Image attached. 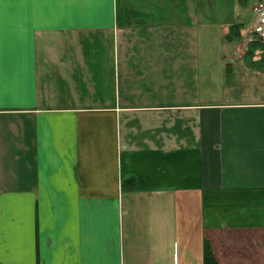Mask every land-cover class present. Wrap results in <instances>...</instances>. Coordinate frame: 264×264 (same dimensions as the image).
I'll return each mask as SVG.
<instances>
[{
	"label": "crops",
	"instance_id": "1",
	"mask_svg": "<svg viewBox=\"0 0 264 264\" xmlns=\"http://www.w3.org/2000/svg\"><path fill=\"white\" fill-rule=\"evenodd\" d=\"M194 1L0 0V264H264V96L199 102Z\"/></svg>",
	"mask_w": 264,
	"mask_h": 264
},
{
	"label": "rangeland",
	"instance_id": "2",
	"mask_svg": "<svg viewBox=\"0 0 264 264\" xmlns=\"http://www.w3.org/2000/svg\"><path fill=\"white\" fill-rule=\"evenodd\" d=\"M256 1H194L195 23L191 24V28L195 35V79L200 103L236 102L264 96V76L257 75V67L241 59L249 47L248 31L255 24L252 6ZM227 23L229 26L239 24L240 30L248 35L239 34V37L232 38L230 28L228 35L222 36L221 28L227 27ZM184 41L190 43L191 38L187 40L185 37ZM260 50L254 52L255 58L260 56ZM238 61L242 62L240 69Z\"/></svg>",
	"mask_w": 264,
	"mask_h": 264
},
{
	"label": "built area",
	"instance_id": "3",
	"mask_svg": "<svg viewBox=\"0 0 264 264\" xmlns=\"http://www.w3.org/2000/svg\"><path fill=\"white\" fill-rule=\"evenodd\" d=\"M255 24L249 42H259L264 46V0L256 1L252 6Z\"/></svg>",
	"mask_w": 264,
	"mask_h": 264
},
{
	"label": "trees",
	"instance_id": "4",
	"mask_svg": "<svg viewBox=\"0 0 264 264\" xmlns=\"http://www.w3.org/2000/svg\"><path fill=\"white\" fill-rule=\"evenodd\" d=\"M230 30H231L230 31V36L232 38L239 37L240 27H238L236 25H233V26H231ZM248 46L249 47H248L247 52L244 55V58H246V61H248L249 65L253 66L254 63L251 62L250 60L253 57L254 52L256 50L260 49V48L263 49L264 46L261 43H259V42H249ZM203 254H204V262H205V264H215L213 256H212V253H211V250H210V247H209L208 244L204 245Z\"/></svg>",
	"mask_w": 264,
	"mask_h": 264
},
{
	"label": "water",
	"instance_id": "5",
	"mask_svg": "<svg viewBox=\"0 0 264 264\" xmlns=\"http://www.w3.org/2000/svg\"><path fill=\"white\" fill-rule=\"evenodd\" d=\"M227 40H229V41H230V40H231V38H230V37H228V38H227ZM229 71H230V69H229Z\"/></svg>",
	"mask_w": 264,
	"mask_h": 264
}]
</instances>
